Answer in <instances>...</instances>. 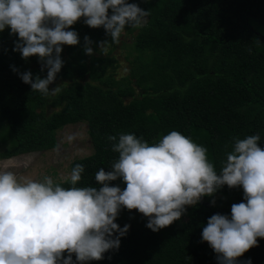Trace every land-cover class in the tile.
<instances>
[{
	"label": "trees",
	"instance_id": "trees-1",
	"mask_svg": "<svg viewBox=\"0 0 264 264\" xmlns=\"http://www.w3.org/2000/svg\"><path fill=\"white\" fill-rule=\"evenodd\" d=\"M128 2L149 15L142 27L124 30L134 34L136 55L130 60V76L120 80L110 75L97 82H81L88 73L85 55L72 49L71 58L61 53L64 64L57 74L70 83H64L55 95L32 92L13 66L19 72L31 70L33 78L46 77L47 69L41 72L37 56L26 60L14 50L19 38L9 27L0 32V129L7 128V139L12 141L4 157L56 148L58 130L81 120L89 123L94 152L71 163V169L76 164L85 169L77 187L99 188L95 173L101 167L111 170L118 160L109 135L134 133L154 144L177 130L207 149L218 174L236 138L259 134L258 143L264 148V28L257 29L259 20H264V0ZM69 30L78 33L76 47L83 51L85 36L94 42L91 46L101 41L115 44L103 27L92 28L84 18ZM100 71L105 73L106 66ZM110 183L126 187L122 179ZM54 184L72 187L70 179ZM215 194L229 198L228 206L218 209L203 197L188 209L182 234L169 226L154 232L146 226V217L122 209L116 222L130 228L120 238L119 249L85 264H220L217 253L202 240L203 228L214 214L230 216L233 200L246 201L242 186L225 185ZM257 240L256 246L237 258V264L249 260L264 264V238Z\"/></svg>",
	"mask_w": 264,
	"mask_h": 264
},
{
	"label": "clouds",
	"instance_id": "clouds-1",
	"mask_svg": "<svg viewBox=\"0 0 264 264\" xmlns=\"http://www.w3.org/2000/svg\"><path fill=\"white\" fill-rule=\"evenodd\" d=\"M111 9V14L109 13ZM149 15L128 0H0V32L9 27L18 35L14 50L22 58L37 56L41 72H19L32 92L55 95L50 88L64 64L63 45L80 43L75 30L81 18L92 28L103 27L113 43L119 44L126 26L140 28ZM85 54L93 55L94 42L85 36ZM99 50L106 53L104 45ZM112 151L119 154L111 170L95 173L97 187H77L85 171L82 164L71 170V188L21 179L16 169L27 168L31 156L0 159V264H85L104 259L118 250L120 238L130 228L117 222L124 208L138 210L148 218L154 232L170 226L205 196L227 185L242 186L246 202L234 203L231 215L214 214L202 231L217 253L220 264H237V258L264 238V148L259 134L236 138L219 174L209 162L207 149L177 130L149 144L134 133L109 135ZM122 179L126 187L111 185ZM214 206L216 201H211ZM118 233V235H116ZM65 252L67 256L65 257ZM73 254L76 260L73 261ZM251 264V260L248 261Z\"/></svg>",
	"mask_w": 264,
	"mask_h": 264
},
{
	"label": "rangeland",
	"instance_id": "rangeland-1",
	"mask_svg": "<svg viewBox=\"0 0 264 264\" xmlns=\"http://www.w3.org/2000/svg\"><path fill=\"white\" fill-rule=\"evenodd\" d=\"M263 28L264 20H259L257 29L262 30ZM133 42L134 34L124 31L120 37L119 44L115 43L114 45H104L107 49L106 53H102L97 44L92 46L94 49L93 55H86L85 50L83 51L81 48L76 47V45H63L62 54L66 58H71L70 50L73 49L74 54L81 52L85 55L84 58L88 73L80 80L81 82H97L99 77L106 79L110 75L120 80L124 77L130 76V60L134 59L136 55ZM110 60L113 62H110ZM102 66H106L105 73L100 71ZM64 83L68 84L70 83V80L57 76L55 82L51 84L50 87L55 88L58 86L60 88L64 85ZM8 134L7 128L6 130L0 129V159L5 158V152L12 145V141L7 139ZM57 138L58 145L56 148L17 155L19 158L26 156L32 157L29 167L15 170L19 173L22 180L31 179L43 182L45 177H50L53 182L68 180L72 170L71 163L77 158L88 156L94 152L90 137L89 123L87 120L63 125V127H61L57 132ZM213 199L216 201L214 206L218 209L226 208L230 200L227 197H222L220 194L207 196V201L210 204H212L211 201ZM234 203H239V201L233 200V204ZM186 207L187 211L182 215V217L179 220L174 221L169 226V230L172 232L177 234L185 232L186 224L189 218L188 209L190 206ZM136 212L140 216H143V214L139 213L138 210H136Z\"/></svg>",
	"mask_w": 264,
	"mask_h": 264
}]
</instances>
